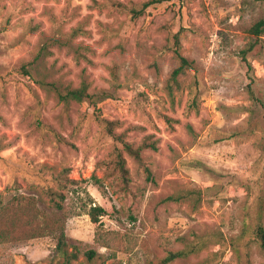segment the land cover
<instances>
[{
  "label": "rangeland",
  "instance_id": "1",
  "mask_svg": "<svg viewBox=\"0 0 264 264\" xmlns=\"http://www.w3.org/2000/svg\"><path fill=\"white\" fill-rule=\"evenodd\" d=\"M150 1L0 0V264H160L180 251L170 264H264V33H249L264 0H161L135 19L112 7ZM175 35L193 70L170 93ZM82 80L108 97L65 104L42 85ZM105 121L132 144L157 140L143 164L126 157L127 189L110 175Z\"/></svg>",
  "mask_w": 264,
  "mask_h": 264
},
{
  "label": "trees",
  "instance_id": "2",
  "mask_svg": "<svg viewBox=\"0 0 264 264\" xmlns=\"http://www.w3.org/2000/svg\"><path fill=\"white\" fill-rule=\"evenodd\" d=\"M161 0H152L150 2H147L142 5V7L138 10L135 6H131V8L128 9L127 6L121 4V3H112L113 8H119L122 9V11H128V13L131 15L132 19H135L139 15L143 13V11L149 7L153 3H158ZM95 6H99L96 2L94 3ZM80 33H84L81 29H75L71 33L72 37L77 36ZM250 35L256 38V40L264 33V18L256 22L250 29H249ZM254 43L250 44V46L240 52L242 61L246 63L248 71L251 70L250 64L247 62L246 55L247 53L254 47ZM180 45H179V38L178 35L174 36V53L176 55V58L178 59V67L174 69L170 75V79L168 81V89L170 93L173 91L174 88L179 87V81L178 78L185 74L188 70H193V63L188 61L181 53H180ZM75 55L81 56L80 52L75 51ZM31 64H25L22 65L21 71L27 76L30 75V72L28 70V67H30ZM112 74L114 75V70L112 69ZM43 86H47L51 91L55 92L57 99L61 103L69 104L71 102L74 103H82V102H88V103H96V98L100 100L106 99L108 96L106 93H101L99 95L92 94L89 90V85L82 80L77 87L72 86H66L64 88H59L53 83H42ZM249 95L251 99H254L253 92L251 89H249ZM168 120V119H167ZM170 120H168L169 122ZM105 128L107 134L112 138L114 143L116 144V148L114 150V158L112 161L108 164V167L110 169V175L112 177H115L116 179H120L121 183L124 185V187L127 189V185L129 183V169L126 164V157H129L139 165L143 164V158L142 154L145 151H156L157 150V140L153 138L152 135L146 136L138 145L132 144L126 140V134L127 130H124L123 132L117 134L114 132V129L116 127H119L120 124L118 122L114 121H105ZM148 175L149 171L146 169ZM60 181V180H59ZM61 181L59 182V189L58 191L52 192V195L54 198H56L55 201L58 202V199H63V193L60 190V188H63ZM182 195L178 196H170L167 198L168 201H174L178 202L182 200ZM58 205V204H57ZM57 207H60L59 205ZM105 215V211L100 206H95L94 208H91L88 212V216L90 217V220L92 223L96 224L99 222V218L101 216ZM254 236L256 240L259 242L262 249H264V228L261 226H258L254 230ZM194 251V250H192ZM191 251H180V252H170L167 254L165 258H163L160 261V264H170L173 261L187 257Z\"/></svg>",
  "mask_w": 264,
  "mask_h": 264
}]
</instances>
